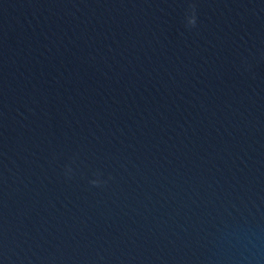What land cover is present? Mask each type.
I'll return each instance as SVG.
<instances>
[{"label":"clouds","instance_id":"obj_1","mask_svg":"<svg viewBox=\"0 0 264 264\" xmlns=\"http://www.w3.org/2000/svg\"><path fill=\"white\" fill-rule=\"evenodd\" d=\"M184 24L185 27L189 30L194 29L197 27L198 24V12H197V7L194 2H189L188 7L185 10V15H184ZM246 64V61H245ZM247 66V64H246ZM69 179L71 178L72 175V169L71 167H67L65 169L64 173ZM100 173H96V176L99 177ZM106 181H102L99 178L95 179H90L89 184L92 187H101L103 184H105Z\"/></svg>","mask_w":264,"mask_h":264}]
</instances>
